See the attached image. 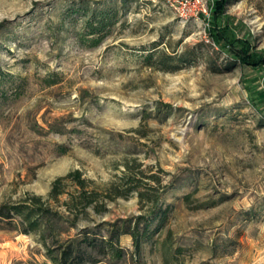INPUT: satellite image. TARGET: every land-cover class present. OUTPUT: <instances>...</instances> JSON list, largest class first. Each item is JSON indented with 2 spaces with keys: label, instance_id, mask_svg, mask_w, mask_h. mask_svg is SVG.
<instances>
[{
  "label": "rangeland",
  "instance_id": "374dc122",
  "mask_svg": "<svg viewBox=\"0 0 264 264\" xmlns=\"http://www.w3.org/2000/svg\"><path fill=\"white\" fill-rule=\"evenodd\" d=\"M127 168L61 223L138 226L97 264H264V0H0V204ZM0 264L54 262L0 219Z\"/></svg>",
  "mask_w": 264,
  "mask_h": 264
},
{
  "label": "trees",
  "instance_id": "16d2710c",
  "mask_svg": "<svg viewBox=\"0 0 264 264\" xmlns=\"http://www.w3.org/2000/svg\"><path fill=\"white\" fill-rule=\"evenodd\" d=\"M110 11L102 13V21H112ZM94 27V23H91ZM101 37H96L99 41ZM130 169H125L122 176L98 189L92 179L83 176L80 169L58 176L52 183L47 196L28 194L16 202L0 204V219L11 224L23 233H36L46 247V253L54 264H97L109 254L120 259L125 249L119 244L123 234H131L137 252L140 251L143 235L137 227L130 224L105 223L107 234L101 233L99 225L83 227L75 235L66 233L61 223L77 227L78 222L87 218L89 210L105 211L107 203L117 197H128L136 191L141 200L146 198L145 191L139 185H133ZM62 196H65L63 199ZM188 197V195H185ZM159 198L153 199L156 205ZM97 229V231H95ZM67 234L66 237L63 235ZM96 252L94 254L93 252ZM116 264V263H113Z\"/></svg>",
  "mask_w": 264,
  "mask_h": 264
}]
</instances>
